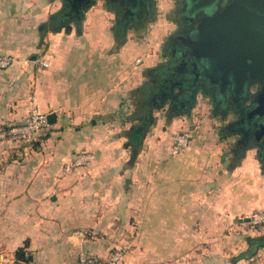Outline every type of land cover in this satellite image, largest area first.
Wrapping results in <instances>:
<instances>
[{
	"label": "crops",
	"instance_id": "obj_1",
	"mask_svg": "<svg viewBox=\"0 0 264 264\" xmlns=\"http://www.w3.org/2000/svg\"><path fill=\"white\" fill-rule=\"evenodd\" d=\"M57 1L0 0V55L16 58L0 69V127L21 123L32 98L55 114L26 142L0 140V264H23L22 246L28 264H73L80 250L106 258L122 241L124 264H264V225L238 221L264 208V148L191 125L170 154L181 119L152 114L170 102L164 56L112 27L103 0L76 13ZM152 85L154 103L139 109ZM81 148L91 167L63 173Z\"/></svg>",
	"mask_w": 264,
	"mask_h": 264
},
{
	"label": "water",
	"instance_id": "obj_2",
	"mask_svg": "<svg viewBox=\"0 0 264 264\" xmlns=\"http://www.w3.org/2000/svg\"><path fill=\"white\" fill-rule=\"evenodd\" d=\"M215 0H198L207 6ZM186 55L194 82L199 76L216 84L218 92L232 83L233 93L244 83L264 82V0H229L220 11L205 16L186 37ZM187 61L183 62L184 66ZM190 78V79H189ZM191 88V75L184 79ZM197 82V81H196ZM241 89V90H242ZM248 106L247 116H264V92H256ZM54 113L47 115L53 123ZM264 120V118H263ZM264 137V123L259 124ZM264 147V146H263ZM242 222V219H238ZM247 221V219H243Z\"/></svg>",
	"mask_w": 264,
	"mask_h": 264
},
{
	"label": "rangeland",
	"instance_id": "obj_3",
	"mask_svg": "<svg viewBox=\"0 0 264 264\" xmlns=\"http://www.w3.org/2000/svg\"><path fill=\"white\" fill-rule=\"evenodd\" d=\"M81 1V0H78ZM95 0H90V3H92ZM101 1V0H100ZM105 2V5H109L110 7H105L108 9L109 12H111V14H107L108 16H110V22H111V26L113 27L114 24H117L118 22L120 23V20H115L114 16L118 15V13H120L119 11V7L118 5H116V1L115 0H103ZM124 1H129L127 2L129 8L127 9L128 13L125 15V17H130L132 19H130L129 23H128V29L126 30V32L130 31L134 37L137 36L136 38L139 39V44L140 46H142V44L144 45L145 43H148L147 45H153V49L155 50V52H157L158 57L159 56L162 58L161 55V45L164 41V39L167 37V35L171 32L173 33V30L175 29L176 25H175V21L173 20L174 17L176 18L177 16H179V20L181 19V17L183 18V23L185 25H187V29H186V35H188L190 32L193 31V29L195 28V26L198 24V22L200 20H202L205 16L211 15L212 13L216 12V11H220L222 10L227 4L228 2L222 7V8H217V3L218 1L221 0H215L213 3L207 5V6H202L199 5L198 0H184V5L183 7L180 9L181 12H176L173 11V8L177 6L176 1L175 0H153L151 3V0H124ZM130 1H132V4L130 3ZM59 5H61V8H63L65 6V2L66 0H58L57 1ZM89 3V4H90ZM102 3V1H101ZM101 6L104 7V4L102 3ZM215 9V10H211V8ZM131 8V9H130ZM152 8V13H150V15H147L146 13ZM181 16V17H180ZM113 17V20H112ZM177 18V19H178ZM137 19L141 22V25H138L135 27V22L133 21H137ZM126 20H128V18H126ZM114 23V24H113ZM182 23V20H181ZM126 22L124 23L125 26ZM121 26V25H120ZM140 26V27H139ZM122 27V26H121ZM138 28V29H137ZM136 29V30H135ZM132 35V36H133ZM152 47V46H151ZM165 59V57H163ZM191 75L193 76L194 74L189 70V68H187L186 70V75ZM200 78H202L201 76L198 77V79L200 80ZM198 79H196L197 83H198ZM195 81V83H196ZM201 81V80H200ZM250 82V81H248ZM247 83V82H246ZM244 83V85L246 84ZM250 84H253L252 82H250ZM204 85H206V82L204 81ZM215 87H218L215 83L213 84ZM261 85V84H260ZM190 87V86H188ZM193 87V86H191ZM244 87V86H242ZM179 86H175L172 87V91H171V99L170 102L167 104H163V110H153L152 114L153 115H162L163 111L165 113H171L174 114V116H179L181 120H177V119H173V122H178V125L181 124L179 126V129L181 130H187L188 132L191 133V137H192V131L190 129V126L192 125L193 128L195 125H199L201 127H203V129H211L213 127H221V125H228V121L232 118H234V121L236 122L237 120L241 121V118L244 119L245 114L248 110V106H244V108H241V112L240 113H236L238 114L236 116L235 113H233L231 110L230 111H226V113H224V121L219 122V126L218 125H214L216 124V119L214 118H220L218 113H213L212 108H211V104H210V97L208 96V94H206L204 91H200L199 89L192 91L191 92V96L189 98L185 97L182 94H180L181 97H179V93L180 90L178 89ZM260 88V87H259ZM259 88H252L249 87V84L247 85L245 91H249L247 92H243L244 89L239 88L236 93H235V97H250V95L252 96V98H254L256 92L259 91ZM242 89V90H241ZM194 90V89H193ZM222 95V94H220ZM181 98V99H178ZM187 98V99H185ZM183 101H187L188 104H186V102ZM194 101H196V104H194ZM180 106H183L184 108L179 109ZM190 106V107H189ZM186 107H188L186 109ZM183 112V114L180 112ZM243 112V113H242ZM216 114V116H215ZM218 115V117H217ZM161 123H163V120H160ZM208 121V122H206ZM238 121V122H239ZM244 121V120H242ZM255 122V118H253V121H250V123H254ZM255 124V123H254ZM178 127V126H177ZM219 127V128H220ZM179 129L175 131V133H170L168 138L171 142V139L177 134L179 133ZM202 129V128H201ZM155 139H157V137H153ZM211 137L209 136L207 139V142H209ZM36 139L31 141L30 143H35ZM151 142V141H150ZM212 142V141H211ZM93 164V162L91 163V165ZM91 165H89L88 167H83L85 169H88L91 167ZM123 170V169H122ZM89 171V170H88ZM81 233V232H79ZM83 236L88 235V233L82 232L81 233ZM132 234V232L129 233V235ZM92 235V234H91ZM124 239H126V237H124ZM119 246V245H118ZM115 249H124V254L120 260V264H124V258L125 255L127 256L130 251L132 250V246L130 245V243H124V241H122L120 243L119 247H113V249L109 250V255L115 250ZM108 255V256H109ZM107 256V257H108ZM76 261V259H75ZM74 261V263H75ZM73 263V264H74ZM13 264H22V263H13ZM23 264H28L27 262H23Z\"/></svg>",
	"mask_w": 264,
	"mask_h": 264
},
{
	"label": "flooded vegetation",
	"instance_id": "obj_4",
	"mask_svg": "<svg viewBox=\"0 0 264 264\" xmlns=\"http://www.w3.org/2000/svg\"><path fill=\"white\" fill-rule=\"evenodd\" d=\"M116 1V5H118V7L120 8L118 15H115L114 18L115 20H120V23L118 22L116 24L117 28L119 27L120 29H122V32L126 31L128 28V23L130 21L131 16L130 17H125V15L128 13L127 9L129 8V6L127 5L129 1H124V0H115ZM153 0H151L152 3ZM177 6L173 8V11H178L181 12L180 9L183 7L184 5V0H175ZM229 0H221L218 1L217 3V8H222ZM90 3V0H66V5L68 7H70V9L73 11V13L78 12L79 9H81L82 7H85L86 5H88ZM130 3L132 4V1H130ZM105 4V2H104ZM107 7H110L109 5H106ZM131 9V8H130ZM211 10H215L212 6ZM152 8L146 13L147 15L153 14L152 13ZM179 16H177L176 18L174 17V21H175V29L173 30V33H169L167 35V37L164 39L162 45H161V54L165 57L164 62L161 63V69L164 71V74L167 76V81H169L170 83V95L169 98L171 99V91L173 90L172 87L175 86H179V97L180 94L183 93V95L187 98H189L191 96V92L195 91L197 89H199L200 91H204L206 94H208V96L210 97V104H211V108L213 113H218L221 114L219 115L220 118H224V113H226V111H232L233 113H240L241 112V108H244V106H247L250 104V102L252 101V96L250 95V97L248 98H244V97H235V94L233 93V85L232 83L230 85H228L226 87V89L223 91V94L220 95V93L218 92V89L213 85V84H209L208 80L205 79L204 77L200 78V80L198 81V83L194 82V77L191 76V81L190 83H192L193 87H191L189 89V87L184 86V79L186 77H188L189 75H186V70L188 68V64H189V56L186 55V51L187 48L185 46V42H186V29H187V25H185L183 23V18L181 17V19L179 20L178 18ZM126 18H128V20H126ZM178 18V19H177ZM182 20V23H181ZM140 19L137 21H133L135 22V27L138 25H141L142 21L139 22ZM126 22L125 26L124 23ZM122 27H121V26ZM140 27V26H139ZM138 29V28H137ZM136 30V29H135ZM187 61V65L184 66L183 62ZM161 69H157V70H161ZM190 79V78H189ZM204 81L206 82V85H204ZM250 82H252L253 84H250ZM250 82H247L244 86V90L243 92H249L248 90L245 91L247 85L249 84V87L252 88H259V91L264 92V82L263 83H257V82H253L250 79ZM194 89V90H193ZM185 98V99H187ZM248 112V110H247ZM247 112L245 114L244 119L241 118V121L237 120L236 122L234 121V118L230 119L228 121V125H224L219 128L221 133L230 131V132H238L240 134L241 137V142L244 144H254L257 145L260 148H264V137L263 135L260 134V127L259 124L264 123V116L258 117V116H253L252 118H249L247 116ZM235 113V114H236ZM243 113V112H242ZM238 114H236L237 116ZM216 116V114H215ZM218 117V115H217ZM253 118H255V124L254 123H250V121H253ZM244 120V121H242ZM239 121V122H238ZM224 131V132H222Z\"/></svg>",
	"mask_w": 264,
	"mask_h": 264
},
{
	"label": "built area",
	"instance_id": "obj_5",
	"mask_svg": "<svg viewBox=\"0 0 264 264\" xmlns=\"http://www.w3.org/2000/svg\"><path fill=\"white\" fill-rule=\"evenodd\" d=\"M16 58L13 55H0V69L9 67L15 62ZM140 59L137 60V63ZM35 62L42 67L48 65L46 59H36ZM47 114L39 110L34 99H30L27 103V113L23 121L18 124L10 125L0 129V140L10 141L13 143L26 142L49 127ZM191 139V133L187 130H181L172 138V146L170 154H178ZM94 160V153L85 148H81L74 152L73 156L67 160L63 166V173L71 174L78 168L88 167ZM247 221H243V219ZM242 219V224L256 227L264 225V208L256 209L250 214L245 215ZM81 234V233H80ZM82 235V234H81ZM124 249L114 250L106 258L94 257L83 250L77 253L74 264H120V260L124 254Z\"/></svg>",
	"mask_w": 264,
	"mask_h": 264
},
{
	"label": "trees",
	"instance_id": "obj_6",
	"mask_svg": "<svg viewBox=\"0 0 264 264\" xmlns=\"http://www.w3.org/2000/svg\"><path fill=\"white\" fill-rule=\"evenodd\" d=\"M159 86H154L152 85L151 86V89H150V92L148 91L147 93V97L146 98H143V99H140V105H139V109H141L143 106H147L149 104H153L154 102H152L151 98H152V93H156L158 92L159 90ZM141 91H145V89L143 88H140ZM162 90V89H161ZM161 95L162 93L160 94V98H161ZM162 101V100H161ZM149 123V119H147V117H144V118H141L140 119V124L138 125V129L141 130L142 128H145ZM18 124V123H17ZM10 125H14V124H8V125H4V126H1V128H4V127H7V126H10ZM46 131V130H45ZM181 131V130H180ZM224 132V131H222ZM42 134V132L40 133ZM39 134V135H40ZM136 135V139H138V142H139V138H140V131H139V134H135ZM44 138L47 137V134L43 136ZM134 138V137H133ZM134 138V139H135ZM133 139V142L136 143V140ZM190 142V141H189ZM188 142V143H189ZM172 146V145H171ZM76 152V151H75ZM94 158H95V155H94ZM94 161V160H93ZM25 247L26 246H22V247H18L15 252H14V258H15V261H21V262H28V253H25ZM116 250V249H115ZM94 256V255H92ZM96 257V256H94Z\"/></svg>",
	"mask_w": 264,
	"mask_h": 264
}]
</instances>
